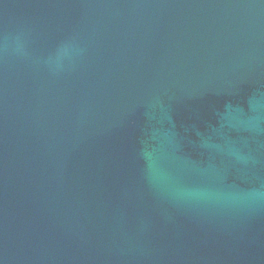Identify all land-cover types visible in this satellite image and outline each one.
<instances>
[{
    "label": "water",
    "instance_id": "obj_1",
    "mask_svg": "<svg viewBox=\"0 0 264 264\" xmlns=\"http://www.w3.org/2000/svg\"><path fill=\"white\" fill-rule=\"evenodd\" d=\"M0 264H264V0H0Z\"/></svg>",
    "mask_w": 264,
    "mask_h": 264
}]
</instances>
